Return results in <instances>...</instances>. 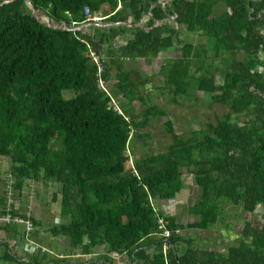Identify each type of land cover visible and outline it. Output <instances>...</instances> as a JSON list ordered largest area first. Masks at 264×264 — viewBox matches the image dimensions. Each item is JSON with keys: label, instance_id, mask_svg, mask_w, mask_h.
Listing matches in <instances>:
<instances>
[{"label": "trees", "instance_id": "16d2710c", "mask_svg": "<svg viewBox=\"0 0 264 264\" xmlns=\"http://www.w3.org/2000/svg\"><path fill=\"white\" fill-rule=\"evenodd\" d=\"M86 6L103 18L87 21ZM126 33V43L118 44ZM183 33L204 40L183 39ZM172 48L180 55L161 64L160 92L174 104L211 93L213 103L230 111L187 134L167 119L169 147L130 165L133 144H148L151 135L143 130L166 111L145 102L151 79L126 61L151 64ZM92 53L101 58L107 90L99 86ZM65 90L74 95L65 97ZM112 97L127 101L121 113ZM137 100L146 105L141 119L132 107ZM0 157L10 159L5 173L19 192L27 180L57 185L63 221L46 230L68 239L62 258L22 255L24 225L0 226L6 233L0 264H74L68 257L79 251L89 258L78 264H116V256L133 264H264V0H13L0 6ZM185 172L201 190L189 207L198 219L186 225L158 209L182 192ZM1 182L0 214L6 206ZM225 203L250 213L261 208L263 220H245L226 251L177 233L214 228ZM23 210L15 205L13 214ZM33 222L36 239L43 223ZM101 247L103 253L90 256Z\"/></svg>", "mask_w": 264, "mask_h": 264}, {"label": "rangeland", "instance_id": "374dc122", "mask_svg": "<svg viewBox=\"0 0 264 264\" xmlns=\"http://www.w3.org/2000/svg\"><path fill=\"white\" fill-rule=\"evenodd\" d=\"M223 9V7L218 8L215 15L219 14ZM41 18L43 20L47 19L45 15ZM171 23L175 25L173 22ZM130 35V33H126L123 36L118 37V44H125ZM182 38L193 42H201L204 40L200 36L190 35L188 33H183ZM179 55L180 51H178L177 48H172L167 52L162 53L159 58L154 60L151 64H148V66H144L146 67L143 69L144 76H148L151 79L145 89V102H147V104H158L166 111V116L158 117L152 120L150 125L143 130L144 132L150 133L151 139L148 141V144H145L144 140L137 141L136 144H133L136 155L134 156L131 153L132 161L130 160V165L134 158H138L139 156L145 154L159 153L169 147L172 140L165 129V121L167 119H171L173 121L175 130L178 134H187L191 130L199 129L208 121L216 122L217 117H221L224 113L230 111L229 108L223 105L213 103L211 93L196 92L197 100L181 97L179 104H174L171 102L169 94L160 92L161 90L159 86L163 83V77L159 74L161 64L164 60L177 57ZM136 65L141 69L143 63L129 61L126 64L128 68H134ZM114 75L115 73H113V76ZM217 82H222V78L220 76H217ZM63 93L64 96L68 98L74 95L71 90H65ZM115 101L116 106L120 109H122V104L127 102L121 98H115ZM144 104L138 100L132 104V107L139 119L142 117V111L146 108V105ZM133 138L134 136L132 137V142ZM127 154H130V152L127 151ZM10 164L11 162L9 158L0 157V173L6 172L10 167ZM57 188L58 187L55 184H49L47 186H43L42 182L38 184L37 193L40 194L41 205H38L36 208L40 211L41 217L43 216L41 221L43 223L44 230L40 229L41 231L36 239L38 242H48V244L56 242L54 247L57 248V245L60 246V250L65 253L67 250L66 248L68 247V239H61L58 237L55 238L50 232L45 230V228H49L54 224H60L63 221L61 216V195H55L58 191ZM200 195L201 190L196 184L194 177L188 172H185L184 187L182 192L175 200L161 202L158 204V209L163 210L168 215H173L179 223L186 225L198 219L196 216L190 214L189 207L200 198ZM224 207L225 215L222 219H220L214 228L209 230L187 228L182 230L180 234L182 236L192 238L194 240V244L197 246L204 247L207 245H215L218 250L226 251L228 247L234 244L237 241V238L241 235L245 220L261 222L263 220L261 208H258L254 213H250L229 203H225ZM81 260L82 259H79L77 263ZM115 263L133 264L126 256H118Z\"/></svg>", "mask_w": 264, "mask_h": 264}, {"label": "built area", "instance_id": "2783aa9c", "mask_svg": "<svg viewBox=\"0 0 264 264\" xmlns=\"http://www.w3.org/2000/svg\"><path fill=\"white\" fill-rule=\"evenodd\" d=\"M85 14L87 16V21H99L103 17L101 15L94 16L90 12L88 6L85 7ZM92 57L94 61L99 66L98 76H99V86L100 88L107 90V83L101 77V72L103 71V65L101 62V58L96 56L95 53H92ZM111 105L117 109L120 113L121 109L116 106L115 98L112 97ZM128 151V150H127ZM132 161V160H131ZM132 164V163H131ZM1 187L5 193L6 206L5 212L0 214V226H6L10 224H22L25 227V234L23 236L22 245L24 252L27 253H35V254H44L50 252L48 248L39 243L33 236L34 231L36 230V226L34 224L35 213H34V200L37 194L38 183L34 180H27L25 182V188L22 192H19L15 189V180L13 179L10 173L2 172L0 173ZM23 195L26 198V203L21 202L19 196ZM15 205L19 207H23V215H14L13 212L15 210ZM160 229H162V235L166 238H169L170 231L167 229V221L164 218H160ZM180 233V231H177ZM6 233L0 229V239H5ZM167 249L165 246L164 250ZM118 256L115 257V260Z\"/></svg>", "mask_w": 264, "mask_h": 264}, {"label": "crops", "instance_id": "0c3cea01", "mask_svg": "<svg viewBox=\"0 0 264 264\" xmlns=\"http://www.w3.org/2000/svg\"><path fill=\"white\" fill-rule=\"evenodd\" d=\"M159 58V57H158ZM154 60H156V59H154ZM129 61H131V60H127L126 61V64L129 62ZM137 62H140V63H143V66L141 67V69L139 68V66H137L136 65V67H134L135 69H139L140 70V74L141 75H144L143 74V69H145L146 67H144V66H148V64L147 63H145L144 62V60H140V61H137ZM153 62V61H152ZM34 201H36V202H34V213H35V217H36V219L38 220H40L41 221V219H42V217H41V213H40V211H38L37 210V208L36 207H38V205H41L40 203H41V198H40V194L39 193H37L36 194V198H35V200ZM160 204V203H159ZM42 206H46V205H42ZM45 208H47V207H45ZM37 211H36V210ZM47 212V211H46ZM51 227V226H50ZM43 228H44V226H43ZM46 229H48V228H45V230ZM44 230V229H43ZM58 238H65L66 239V237H64V236H59ZM37 240V239H36ZM39 243H41L43 246H45L46 248H48L49 250H50V252L49 253H51V254H54L55 256H59V257H64V255H63V252L60 250V246H58L57 245V248L56 247H54L55 245H56V242H51L50 244H48V242H45V243H42V242H39ZM52 244H54V245H52ZM68 248V247H67ZM66 248V249H67ZM55 249V250H54ZM18 250V249H17ZM104 248L103 247H101L100 249H98V250H95V253L94 254H92V255H90V256H95V255H98V254H101V253H103L104 252ZM19 252L23 255V254H26V252H24V250H23V245L22 244H20L19 245ZM69 258V261L71 262V263H74V264H78L77 263V261L79 260V259H82L80 262H83V261H85L87 258H89V256H87V255H85V254H83L81 251H79L76 255H72V256H70V257H68ZM84 259V260H83ZM79 262V263H80ZM51 264V263H50Z\"/></svg>", "mask_w": 264, "mask_h": 264}, {"label": "water", "instance_id": "95a60500", "mask_svg": "<svg viewBox=\"0 0 264 264\" xmlns=\"http://www.w3.org/2000/svg\"><path fill=\"white\" fill-rule=\"evenodd\" d=\"M10 1H13V0H6V1H3V2L0 4V6H3V5H5L6 3L10 2Z\"/></svg>", "mask_w": 264, "mask_h": 264}]
</instances>
